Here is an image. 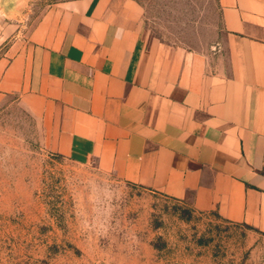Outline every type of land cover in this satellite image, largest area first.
I'll list each match as a JSON object with an SVG mask.
<instances>
[{
	"label": "crops",
	"instance_id": "obj_1",
	"mask_svg": "<svg viewBox=\"0 0 264 264\" xmlns=\"http://www.w3.org/2000/svg\"><path fill=\"white\" fill-rule=\"evenodd\" d=\"M28 1L0 0V110L25 104L54 154L264 234V0H218L208 56L147 46L133 0L27 22Z\"/></svg>",
	"mask_w": 264,
	"mask_h": 264
},
{
	"label": "rangeland",
	"instance_id": "obj_2",
	"mask_svg": "<svg viewBox=\"0 0 264 264\" xmlns=\"http://www.w3.org/2000/svg\"><path fill=\"white\" fill-rule=\"evenodd\" d=\"M62 0H29L27 22ZM146 45L208 56L218 0H133ZM33 4V12H30ZM0 264H264V234L50 152L25 104L0 110Z\"/></svg>",
	"mask_w": 264,
	"mask_h": 264
}]
</instances>
